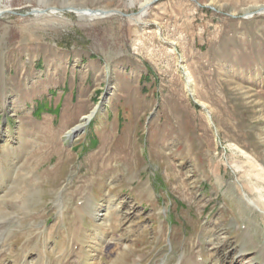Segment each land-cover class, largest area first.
I'll return each instance as SVG.
<instances>
[{
  "label": "rangeland",
  "instance_id": "1",
  "mask_svg": "<svg viewBox=\"0 0 264 264\" xmlns=\"http://www.w3.org/2000/svg\"><path fill=\"white\" fill-rule=\"evenodd\" d=\"M144 1L0 3V130L16 138H0V223L12 258L48 251L58 264L81 229L84 246L107 233L97 264L124 250L119 264H182L199 246L208 264L242 246L243 263L261 261L264 222L235 163L240 147L264 164V7L248 9L264 0H151L141 15ZM90 195L122 202L105 225L79 211Z\"/></svg>",
  "mask_w": 264,
  "mask_h": 264
},
{
  "label": "bare ground",
  "instance_id": "2",
  "mask_svg": "<svg viewBox=\"0 0 264 264\" xmlns=\"http://www.w3.org/2000/svg\"><path fill=\"white\" fill-rule=\"evenodd\" d=\"M3 1L4 0H0V3H3ZM66 2L67 1H64L65 4H66ZM130 2L133 4L135 2V0H130ZM150 2H151V0H145L142 3V6H144V7L142 9L143 11L141 12V15H144L146 13L147 5L150 4ZM261 7H264V4H257V5L249 7L248 9L249 10L250 9L258 10ZM68 8H74V6H68ZM55 9L54 10L51 9L52 10L51 12L55 13L56 12ZM0 11H1L2 16L5 15V13L7 12L4 10H1V8H0ZM76 12L78 13L80 18H91V19H93L97 16H101V15H98V13H93V11H91L90 9H87V8H83L82 10L78 9V11H76ZM189 78L191 80L190 76H189ZM94 110L95 109H92L88 113L83 115L81 120L74 127H72L69 131H67L66 135L69 138H72L75 134L77 135L83 129H86L88 124H89V121H91V119L93 117ZM0 138H2L3 144H5L7 146L14 147V141L16 138L13 136V134H11V132L8 129H5L3 131L0 130ZM15 145H17V146L15 148H13V151H16V152L13 154V157L11 158V161H10V164L12 166L11 167V174L13 173L15 168H17L19 166L18 160H21V158H23V155H24L23 151L25 150V146L22 143H16ZM15 149H17L18 151ZM239 149H240L241 153L244 155L245 161H243L242 163H238V162L235 163V168L236 169H243V172L247 175V179L249 180V181L246 180V183L244 182L245 184H241L242 182L240 183V186H242V188L246 187L248 189V191H239V193H240L241 197L243 199H245V203L247 204V206L249 208H252L253 211L256 210L260 213L258 215H260L261 220L264 222V164L262 162H260L256 157H254L252 154H250L249 152L245 151L244 149H241L240 147H239ZM1 170L2 171L4 170L6 172V167L2 168ZM1 186H2V184H1ZM91 197H92V195L88 196L87 200L83 203L84 204L83 209H85V210L79 209V211L80 212L86 211V212L90 213L91 215L96 217L95 219L102 220L104 223L103 225H105V223L108 222L107 217H108V214L111 212V208L112 207H113V209H114V207L119 208V205L122 204L121 201L115 202V200L112 199L113 200L112 201L109 199V200H107V202L105 204L103 203L101 205H98V204L93 203ZM4 199H5V191L1 190L0 191V200L3 201ZM61 210H62L61 212H63L64 207H62ZM109 215H111V213ZM109 224H110V221H109ZM248 227L251 230L250 226H248ZM81 231H82L81 229H76L73 231V239L72 240H73L74 244L72 245L73 246L72 250L69 252L70 257H69V255L67 257H64V260L62 262H60V261L57 262L58 264H97L98 262H100L101 258L99 256V254H97V253L100 251V249L104 245V243H106L107 233H105V231L97 232L95 230H92L91 234H96V233L98 234L97 239L96 240L94 239V241H93V239L90 240L89 242H87L86 246H84V244H83L84 241H83L82 236H81L82 235ZM206 234L209 236L212 235L208 231L206 232ZM245 234L248 235L247 230L245 231ZM4 240H5V235L3 234V229H2V226L0 223V264H49L50 263V261H48V260H50V256L48 255V251H45L43 253L41 252L39 255H37L35 257L32 256V254H30L29 256H26L25 254H17L16 257L12 258V255L10 254V252L12 253V251H13L11 248L12 244H9L8 248H6V244H4ZM260 244H262V243H260ZM75 246L77 247V250H75ZM131 246L132 245L128 244V246H126V247L131 248ZM25 247L23 248V250L26 249ZM261 247H262L261 250L264 253V246L262 245ZM201 248H202L201 246L197 247L195 249L194 254H192V255L191 254H185L182 258V264H208L206 257H205V254L203 253V250ZM214 250H216V249L214 248ZM245 251H246V249L243 246L239 250L237 249V250L232 251L229 249V251L226 252L225 255L223 254L224 257L220 258L217 261V263H215V264H264V255L262 256V259H260L261 260L260 262L256 263L252 258H249L248 260H246L247 261L246 263H243V261L246 257V256H244ZM86 253L90 255V257H89L90 261L88 263L85 262L88 259V258H86V260H85ZM124 253H125V250L120 255L123 256ZM45 254L48 256L44 257ZM120 255L118 254V256L113 258L111 264H114V263L117 264L118 261L120 260V257H121ZM28 257H29V259H32V260H29ZM67 258H69V260H67ZM57 259L58 260L61 259V254H59V258H57ZM138 261H140V259L139 260L136 259L134 261V264L137 263Z\"/></svg>",
  "mask_w": 264,
  "mask_h": 264
},
{
  "label": "water",
  "instance_id": "3",
  "mask_svg": "<svg viewBox=\"0 0 264 264\" xmlns=\"http://www.w3.org/2000/svg\"><path fill=\"white\" fill-rule=\"evenodd\" d=\"M151 4V3H150ZM150 4H148V5H150ZM147 5V6H148ZM143 7L144 6H142V9H143ZM149 7V6H148ZM82 9V8H81ZM75 10V9H74ZM91 11H93V12H96V13H98V15H102V16H106V15H110V14H121V15H124V16H131V14L130 13H125V12H123V11H119V10H105V9H91ZM0 16H1V11H0ZM98 107H99V105L97 104V106L94 108L95 110H94V112H93V117L96 115V113H97V110H98ZM92 117V118H93ZM90 122V121H89ZM83 130H85V129H83ZM82 130V131H83Z\"/></svg>",
  "mask_w": 264,
  "mask_h": 264
},
{
  "label": "crops",
  "instance_id": "4",
  "mask_svg": "<svg viewBox=\"0 0 264 264\" xmlns=\"http://www.w3.org/2000/svg\"><path fill=\"white\" fill-rule=\"evenodd\" d=\"M83 115H85V112H84V114Z\"/></svg>",
  "mask_w": 264,
  "mask_h": 264
}]
</instances>
